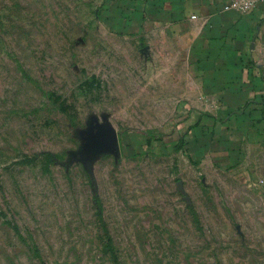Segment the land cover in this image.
I'll use <instances>...</instances> for the list:
<instances>
[{"label":"rangeland","instance_id":"rangeland-1","mask_svg":"<svg viewBox=\"0 0 264 264\" xmlns=\"http://www.w3.org/2000/svg\"><path fill=\"white\" fill-rule=\"evenodd\" d=\"M117 8L0 0V264H264V148L201 157L166 42Z\"/></svg>","mask_w":264,"mask_h":264},{"label":"crops","instance_id":"crops-1","mask_svg":"<svg viewBox=\"0 0 264 264\" xmlns=\"http://www.w3.org/2000/svg\"><path fill=\"white\" fill-rule=\"evenodd\" d=\"M116 4L128 31L166 42V63L181 72V95L201 112V157L227 160L233 150L264 148V2L246 13L228 0Z\"/></svg>","mask_w":264,"mask_h":264},{"label":"built area","instance_id":"built-area-1","mask_svg":"<svg viewBox=\"0 0 264 264\" xmlns=\"http://www.w3.org/2000/svg\"><path fill=\"white\" fill-rule=\"evenodd\" d=\"M259 2L264 0H228V7L238 12H251Z\"/></svg>","mask_w":264,"mask_h":264}]
</instances>
